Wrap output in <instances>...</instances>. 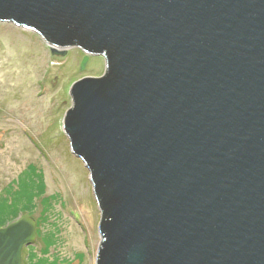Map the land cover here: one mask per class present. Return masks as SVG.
<instances>
[{"label": "water", "instance_id": "1", "mask_svg": "<svg viewBox=\"0 0 264 264\" xmlns=\"http://www.w3.org/2000/svg\"><path fill=\"white\" fill-rule=\"evenodd\" d=\"M0 22L103 57L62 119L95 264H264V0H0ZM34 233L0 227V264Z\"/></svg>", "mask_w": 264, "mask_h": 264}, {"label": "rangeland", "instance_id": "2", "mask_svg": "<svg viewBox=\"0 0 264 264\" xmlns=\"http://www.w3.org/2000/svg\"><path fill=\"white\" fill-rule=\"evenodd\" d=\"M82 56L76 46L51 53L34 30L0 22V227L35 221L20 264H95L99 209L62 129L71 84L104 70L100 55L80 69Z\"/></svg>", "mask_w": 264, "mask_h": 264}]
</instances>
